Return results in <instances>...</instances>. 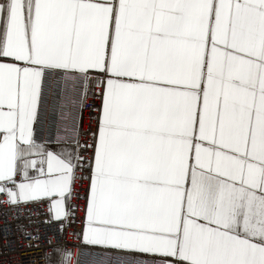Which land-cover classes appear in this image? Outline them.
Returning a JSON list of instances; mask_svg holds the SVG:
<instances>
[{
    "label": "snow or ice",
    "instance_id": "1",
    "mask_svg": "<svg viewBox=\"0 0 264 264\" xmlns=\"http://www.w3.org/2000/svg\"><path fill=\"white\" fill-rule=\"evenodd\" d=\"M0 194L58 224L41 264H264V0H0Z\"/></svg>",
    "mask_w": 264,
    "mask_h": 264
},
{
    "label": "built area",
    "instance_id": "2",
    "mask_svg": "<svg viewBox=\"0 0 264 264\" xmlns=\"http://www.w3.org/2000/svg\"><path fill=\"white\" fill-rule=\"evenodd\" d=\"M67 79V78H66ZM67 87L70 89L71 84ZM55 99V110H52L53 98H49L47 104L42 106V123L44 125V136L51 139L52 144H64L71 141L76 135V129L73 126V112L79 114V101L73 98L71 93L61 94ZM90 101H84L82 119L79 120L80 139H87V131L94 128V124L90 120L89 105ZM85 183H81L79 188L82 190ZM5 197L0 194V264H41L38 257L47 248V240L56 233L57 238H60V233L57 231L58 224L55 222L44 223L47 218V206H34L29 204L27 207L31 210V220L33 223L29 226L28 220L25 217L28 213L21 211V219L19 223H24L28 230L38 234V246L36 242L24 239L15 229V224L9 205L5 202ZM77 208L75 212V221L71 218L65 222L62 239L65 246L70 248L73 258L76 255V236L75 233L81 228L79 203L76 202ZM32 243L33 247H27ZM121 257L115 253H101V258L98 264H116Z\"/></svg>",
    "mask_w": 264,
    "mask_h": 264
},
{
    "label": "crops",
    "instance_id": "3",
    "mask_svg": "<svg viewBox=\"0 0 264 264\" xmlns=\"http://www.w3.org/2000/svg\"><path fill=\"white\" fill-rule=\"evenodd\" d=\"M56 145H59V144H52L53 147H55Z\"/></svg>",
    "mask_w": 264,
    "mask_h": 264
}]
</instances>
